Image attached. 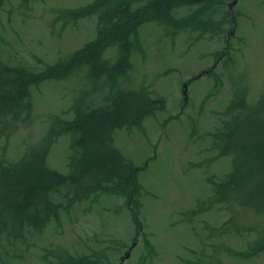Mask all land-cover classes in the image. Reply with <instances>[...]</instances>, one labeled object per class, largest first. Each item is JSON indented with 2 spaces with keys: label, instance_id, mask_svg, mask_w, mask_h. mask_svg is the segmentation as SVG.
Returning a JSON list of instances; mask_svg holds the SVG:
<instances>
[{
  "label": "rangeland",
  "instance_id": "1",
  "mask_svg": "<svg viewBox=\"0 0 264 264\" xmlns=\"http://www.w3.org/2000/svg\"><path fill=\"white\" fill-rule=\"evenodd\" d=\"M95 1L0 0L2 58L33 70L68 58L97 37L113 0L87 15L72 13ZM174 15L185 26L141 25L124 74L96 78L80 66L32 85L31 108L0 118V162L47 147L48 164L68 173L78 156L76 134L56 133L61 121L108 104L120 91L146 89L166 102L140 126L113 133L126 158L147 162L138 195L98 190L70 203L59 199L57 217L40 231L0 237V264H264V212L240 204L264 201L251 200V188L234 187V202L212 188L232 167L237 180L259 172L244 144L256 119H264V0H205ZM102 57L114 63L119 45ZM235 116L231 153L218 156L212 133ZM250 167L256 171L243 174Z\"/></svg>",
  "mask_w": 264,
  "mask_h": 264
},
{
  "label": "trees",
  "instance_id": "2",
  "mask_svg": "<svg viewBox=\"0 0 264 264\" xmlns=\"http://www.w3.org/2000/svg\"><path fill=\"white\" fill-rule=\"evenodd\" d=\"M107 1L96 0L89 6L72 10V13L87 15L105 7ZM204 1L140 0L137 6H133L132 0H117L116 3L113 0L106 4L109 9L100 15L103 26L95 39L83 44L68 58L59 59L57 63L40 70L7 63L1 56L0 39V118L10 116L16 119L21 112L31 108L29 97L32 85L64 78L80 66L87 65L91 76L96 78L105 76L113 80L124 74L131 66L129 56L142 24L158 21L183 27L185 20L176 17L174 11ZM234 18L232 16L233 24ZM112 44L119 45L120 58L114 63L102 61V52ZM160 98H152L146 89L120 91L108 104L85 112L77 111L73 119L61 121L56 133L76 134L73 142L78 156L71 162L68 173H62L48 164L47 147L33 151L14 163L0 162V237L22 238L26 229L40 231L57 217L62 208L59 199H66L70 203L72 199H86L98 190L133 197L138 195L141 190L138 174L147 167V162L139 166L126 158L115 145L113 133L116 128L140 126L147 116L164 109L166 102ZM236 119L235 116L231 121H226L212 133L216 138L214 146L219 148L218 156L231 153L229 144ZM256 121L257 126H251L248 130L244 146H248L252 164L257 163L258 174L252 179L239 176L237 180L235 173L233 178L232 167L224 180L221 179L217 185L212 182L214 196L217 193L222 199L234 202L232 189L242 187L252 189V194L248 196L251 200L264 201V119L259 117ZM244 146L241 147L244 149ZM255 171L250 167L243 174L249 175ZM240 204L257 213L264 212V203L255 205L244 200ZM134 221L139 231L141 223L137 216H134Z\"/></svg>",
  "mask_w": 264,
  "mask_h": 264
},
{
  "label": "water",
  "instance_id": "3",
  "mask_svg": "<svg viewBox=\"0 0 264 264\" xmlns=\"http://www.w3.org/2000/svg\"><path fill=\"white\" fill-rule=\"evenodd\" d=\"M234 3H235V1H233L232 3H230V5H233ZM127 255H129L128 252H127Z\"/></svg>",
  "mask_w": 264,
  "mask_h": 264
}]
</instances>
